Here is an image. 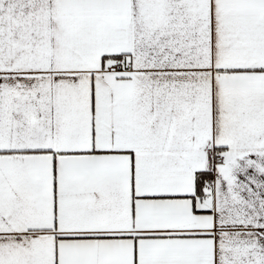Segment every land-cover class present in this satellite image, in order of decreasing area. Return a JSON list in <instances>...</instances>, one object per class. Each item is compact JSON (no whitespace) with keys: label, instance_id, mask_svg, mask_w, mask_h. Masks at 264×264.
Segmentation results:
<instances>
[{"label":"snow or ice","instance_id":"1","mask_svg":"<svg viewBox=\"0 0 264 264\" xmlns=\"http://www.w3.org/2000/svg\"><path fill=\"white\" fill-rule=\"evenodd\" d=\"M0 264H264V0H0Z\"/></svg>","mask_w":264,"mask_h":264}]
</instances>
